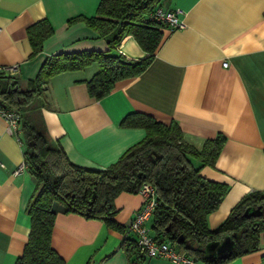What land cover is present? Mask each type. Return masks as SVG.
I'll list each match as a JSON object with an SVG mask.
<instances>
[{
    "label": "crops",
    "instance_id": "obj_1",
    "mask_svg": "<svg viewBox=\"0 0 264 264\" xmlns=\"http://www.w3.org/2000/svg\"><path fill=\"white\" fill-rule=\"evenodd\" d=\"M98 1L0 0V72L24 88L48 55L107 49L106 41L82 20L69 22L94 15ZM159 5L178 9L184 25L164 28L151 61L139 74L117 80L98 99L89 94L86 83L96 63L54 74L43 95L22 114L42 123L71 162L96 168L114 162L145 135L142 127L119 125L133 111L166 123L175 120L183 138L197 148L222 133L225 140L214 166L191 158L201 175L228 185L218 207L207 215L208 226L214 228L242 195L264 189V0H160ZM43 18L52 34L31 54L27 28ZM117 48L127 58L147 55L131 34L123 36ZM12 65L13 71L8 69ZM23 153L22 130L17 139L0 117V264H14L30 229L26 204L35 179L26 164L15 171L24 162ZM142 203L138 191L115 197L114 217L125 226L123 232L55 203L51 246L64 264H179L124 249V239L135 241L127 225ZM150 223L151 218V231ZM263 254L261 231L257 250L225 264H260Z\"/></svg>",
    "mask_w": 264,
    "mask_h": 264
},
{
    "label": "trees",
    "instance_id": "obj_2",
    "mask_svg": "<svg viewBox=\"0 0 264 264\" xmlns=\"http://www.w3.org/2000/svg\"><path fill=\"white\" fill-rule=\"evenodd\" d=\"M159 2L99 0L94 15L76 16L69 22L82 20L106 41L107 49L59 51L48 55L24 88L11 75L0 72V102L20 113L24 162L35 179L34 190L26 204L30 229L23 251L14 264H64L50 241L55 203L67 212L101 220L123 232L125 226L114 217V199L121 192H137L143 183H149L155 191L152 234L176 246L193 261L225 264L258 249L259 233L264 231V189L242 195L216 227L210 228L207 224V215L218 207L228 185L201 175L191 158L198 159L200 165L214 166L225 140L222 133L206 139L197 148L183 138L175 120L166 123L148 113L133 111L125 114L119 125L142 127L145 135L114 162L96 168L71 162L58 141L45 134L42 123L22 114L33 100L43 95L45 85L54 74L96 63V72L86 81L89 94L96 99L108 94L117 80L139 74L151 61L166 27L151 15ZM27 33L31 54H35L43 40L52 34V28L43 18L29 25ZM127 34L135 38L147 55L127 58L118 50L117 44ZM247 206L259 207V213L243 215ZM241 228L244 230L228 255H205L204 245L208 241L221 239ZM180 234L182 240H178ZM123 246L129 254L135 252L138 257L143 256L132 239H124ZM260 264H264V254Z\"/></svg>",
    "mask_w": 264,
    "mask_h": 264
},
{
    "label": "built area",
    "instance_id": "obj_3",
    "mask_svg": "<svg viewBox=\"0 0 264 264\" xmlns=\"http://www.w3.org/2000/svg\"><path fill=\"white\" fill-rule=\"evenodd\" d=\"M178 11V9H164L158 5L154 7L151 15L156 21L164 23L171 30L184 25L183 20L177 16ZM222 65H227V61H223ZM1 69L4 68L0 66ZM8 69L13 71L15 66H9ZM0 117L6 122L8 131L15 134L17 139H20V113L13 108L2 105L0 102ZM24 165L25 162L21 163L15 171L20 170ZM138 192L143 197V203L127 225V229L133 233L140 252L146 257H161L179 264H191L193 262L192 257L180 253L168 241L155 238L147 225L155 206L154 188L149 183H143Z\"/></svg>",
    "mask_w": 264,
    "mask_h": 264
},
{
    "label": "water",
    "instance_id": "obj_4",
    "mask_svg": "<svg viewBox=\"0 0 264 264\" xmlns=\"http://www.w3.org/2000/svg\"><path fill=\"white\" fill-rule=\"evenodd\" d=\"M259 213V207H252L247 206L244 211L243 215L250 216V215H257ZM243 228H241L237 232H233L231 235H225L221 239L208 241L204 245L205 255L207 256H224L228 255L231 250L235 247L236 240L240 237L243 232ZM183 235L180 234L178 236V240H182ZM186 244H189L188 239H185Z\"/></svg>",
    "mask_w": 264,
    "mask_h": 264
}]
</instances>
